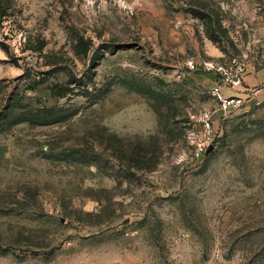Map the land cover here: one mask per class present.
I'll return each instance as SVG.
<instances>
[{"label":"rangeland","instance_id":"obj_1","mask_svg":"<svg viewBox=\"0 0 264 264\" xmlns=\"http://www.w3.org/2000/svg\"><path fill=\"white\" fill-rule=\"evenodd\" d=\"M0 264H264V0H0Z\"/></svg>","mask_w":264,"mask_h":264},{"label":"built area","instance_id":"obj_2","mask_svg":"<svg viewBox=\"0 0 264 264\" xmlns=\"http://www.w3.org/2000/svg\"><path fill=\"white\" fill-rule=\"evenodd\" d=\"M194 68V63L189 62ZM219 76V83L211 90L212 95L219 101L220 110L228 112L239 107L243 103V97L238 94L225 95L224 88L238 89L244 85V76L247 72V65L239 57H233L225 64L216 68ZM202 131L193 134L194 155L197 157L208 154L211 151V142L214 137V126L212 112L206 111L201 116Z\"/></svg>","mask_w":264,"mask_h":264},{"label":"crops","instance_id":"obj_3","mask_svg":"<svg viewBox=\"0 0 264 264\" xmlns=\"http://www.w3.org/2000/svg\"><path fill=\"white\" fill-rule=\"evenodd\" d=\"M224 93H225V95H231V93H227V92H225V90H224Z\"/></svg>","mask_w":264,"mask_h":264},{"label":"water","instance_id":"obj_4","mask_svg":"<svg viewBox=\"0 0 264 264\" xmlns=\"http://www.w3.org/2000/svg\"><path fill=\"white\" fill-rule=\"evenodd\" d=\"M212 147V146H211Z\"/></svg>","mask_w":264,"mask_h":264}]
</instances>
